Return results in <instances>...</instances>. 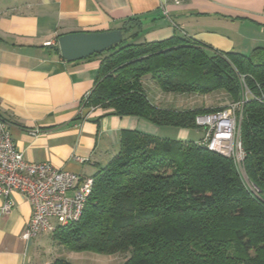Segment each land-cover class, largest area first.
<instances>
[{"label": "trees", "instance_id": "trees-1", "mask_svg": "<svg viewBox=\"0 0 264 264\" xmlns=\"http://www.w3.org/2000/svg\"><path fill=\"white\" fill-rule=\"evenodd\" d=\"M125 39L101 56L84 106L105 115H135L158 126L200 129L196 117L224 107L164 108L144 88L151 78L166 93L225 91L245 102L242 168L201 140L122 132L120 148L93 176L80 219L52 237L68 251L118 254L122 264H264V49L220 52L199 41L170 37ZM79 118V117H77ZM252 185L254 189H250ZM51 264H76L55 258Z\"/></svg>", "mask_w": 264, "mask_h": 264}, {"label": "crops", "instance_id": "crops-1", "mask_svg": "<svg viewBox=\"0 0 264 264\" xmlns=\"http://www.w3.org/2000/svg\"><path fill=\"white\" fill-rule=\"evenodd\" d=\"M134 18L142 25L127 24L125 35L137 33V42L176 36L220 52L251 55L264 49V0H1L0 117L29 161L94 176L118 152L124 130L161 135L164 127L143 117L100 118L104 109L84 106L101 56L68 62L57 49L62 34L122 29L123 21ZM144 88L160 107H212L211 100L198 103L195 93H166L149 77ZM214 93L230 98L223 90ZM190 136L182 128L177 139ZM12 199L10 212L0 211V264H51L63 258L67 249L52 234L23 238L33 205L20 192ZM2 204L0 198V209Z\"/></svg>", "mask_w": 264, "mask_h": 264}, {"label": "built area", "instance_id": "built-area-1", "mask_svg": "<svg viewBox=\"0 0 264 264\" xmlns=\"http://www.w3.org/2000/svg\"><path fill=\"white\" fill-rule=\"evenodd\" d=\"M171 1L179 4L184 0ZM244 88L245 93L240 100L232 101L217 112L196 117L208 149L231 157L236 163L235 155L239 152L241 168L245 152L240 125L244 104L252 96L246 85ZM78 160L84 162L83 158ZM93 185V176L58 169L50 162L29 161L17 148L6 122L0 117V198L3 199L0 211L3 215L10 212L14 192L27 197L33 205V213L23 233L26 241L51 234L59 225L80 219Z\"/></svg>", "mask_w": 264, "mask_h": 264}, {"label": "water", "instance_id": "water-1", "mask_svg": "<svg viewBox=\"0 0 264 264\" xmlns=\"http://www.w3.org/2000/svg\"><path fill=\"white\" fill-rule=\"evenodd\" d=\"M124 39L122 29L71 32L59 36L57 49L66 61L74 62L105 52Z\"/></svg>", "mask_w": 264, "mask_h": 264}, {"label": "rangeland", "instance_id": "rangeland-1", "mask_svg": "<svg viewBox=\"0 0 264 264\" xmlns=\"http://www.w3.org/2000/svg\"><path fill=\"white\" fill-rule=\"evenodd\" d=\"M243 89V95L245 93V88ZM215 94V96H214ZM211 95V93L208 94H198L196 95V101L198 103H203L205 105H210L212 102V107H225L229 103H231V99L226 95L222 93H214ZM211 100V101H210ZM224 103V104H223ZM222 104V105H221ZM191 131V140H201V138L204 137L203 130L200 129H189ZM182 131V128H176L174 126H164V130H162L161 137H170L176 139L178 136V133ZM235 159L238 163V166L241 170V167L239 165V161L241 159L240 153L236 152ZM250 189H254L252 185H248ZM47 237H50L51 235L49 233L46 234ZM53 251V250H52ZM39 257V256H38ZM63 258L75 262L76 264H122L123 260L118 254H98L91 251H81V252H73L66 250Z\"/></svg>", "mask_w": 264, "mask_h": 264}]
</instances>
